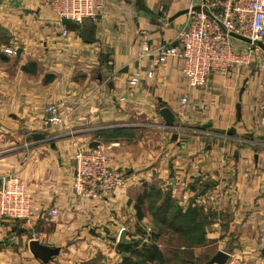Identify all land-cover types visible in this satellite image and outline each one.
I'll return each instance as SVG.
<instances>
[{"label":"crops","instance_id":"obj_1","mask_svg":"<svg viewBox=\"0 0 264 264\" xmlns=\"http://www.w3.org/2000/svg\"><path fill=\"white\" fill-rule=\"evenodd\" d=\"M96 2L97 20L73 27L41 0H0V184L16 173L32 194L29 218L0 221V264H119L129 255L116 242L122 230L131 244L155 240L164 253L172 233L159 230L149 211L153 187L183 210L202 208L203 249L212 240L215 253L230 254L227 264H264L263 47L230 74L214 72L195 87L180 58L155 64L152 54L139 55L146 44L153 51L177 44L189 9L202 0ZM231 40L243 49L250 42ZM51 103L62 105L65 119L49 128ZM163 107L174 113L175 128L166 126ZM79 146H99L123 174L115 195L75 193ZM32 238L59 253L42 261L29 249Z\"/></svg>","mask_w":264,"mask_h":264},{"label":"built area","instance_id":"obj_2","mask_svg":"<svg viewBox=\"0 0 264 264\" xmlns=\"http://www.w3.org/2000/svg\"><path fill=\"white\" fill-rule=\"evenodd\" d=\"M61 19L81 23L85 19L97 20L96 0H41ZM187 22L178 30L177 44H161L155 51L146 44L139 56L153 55L155 64L176 56L183 62L182 71L190 84L201 87L212 73L228 75L237 66L251 59L258 42L264 39V0H202L198 8L188 11ZM235 32L247 37L246 48L231 40ZM67 33V30H64ZM15 54L16 49H5ZM136 72L129 84L138 81ZM151 76L152 72L149 71ZM44 125L52 128L60 125L65 115L62 105L51 103L46 107ZM73 190L82 197L96 198L115 195L123 187V174L108 165V156L97 147L79 146L74 151ZM32 194L25 182L16 174H6L0 184V221L3 219H27L31 214ZM57 216L56 211L52 213ZM118 235L116 242L119 243ZM260 249L264 250V231L258 235ZM37 239V238H32ZM38 240V239H37Z\"/></svg>","mask_w":264,"mask_h":264},{"label":"trees","instance_id":"obj_3","mask_svg":"<svg viewBox=\"0 0 264 264\" xmlns=\"http://www.w3.org/2000/svg\"><path fill=\"white\" fill-rule=\"evenodd\" d=\"M148 201L149 211L154 216V222L159 230L179 237L180 240L185 241L182 243L186 246H195L205 240L207 220L202 208L189 206L183 210L181 206L173 204L169 194L163 195L156 187L152 188ZM138 210L140 211V206ZM137 245H139L137 241L133 244H120L129 255L124 256L119 264H165L169 260L160 251L155 240L145 245L141 244L140 247ZM174 256L182 262L191 260V258L187 259L185 251L180 249H176Z\"/></svg>","mask_w":264,"mask_h":264},{"label":"water","instance_id":"obj_4","mask_svg":"<svg viewBox=\"0 0 264 264\" xmlns=\"http://www.w3.org/2000/svg\"><path fill=\"white\" fill-rule=\"evenodd\" d=\"M199 9V6L196 7ZM183 13V12H181ZM62 22L66 25H70L73 27L77 26V23L67 19V18H63ZM81 37H83L85 40L89 41L90 40V33L88 28H83L80 32ZM231 35L250 41L247 37L240 35L238 33L232 32ZM264 49V44L260 41L258 42ZM160 114L163 116L164 120H165V124L167 127H171V128H175L176 127V123H175V116L174 113L170 110V108L168 107H163L160 110ZM34 136L38 139H46L45 134L43 133H35ZM173 138H177V133H175L173 135ZM119 243L122 244H130L132 243V241H128L126 239V231L122 230V232L120 233L119 236ZM29 249L30 251L33 253L34 256L38 257L39 259H41L44 262H49L51 260L52 257H54L55 255H57L59 253V248L57 247H50L47 246L43 243H41L39 240L37 239H31L29 241ZM230 254L224 250H218L213 257L210 259V264H226L228 259H229Z\"/></svg>","mask_w":264,"mask_h":264},{"label":"rangeland","instance_id":"obj_5","mask_svg":"<svg viewBox=\"0 0 264 264\" xmlns=\"http://www.w3.org/2000/svg\"><path fill=\"white\" fill-rule=\"evenodd\" d=\"M164 255L169 259L168 260V264H191L189 263L187 260L184 262H178L177 258H175L174 256V252L176 251V246L177 244H183L185 245L184 240H180L179 237L177 238L176 236L172 235L171 237L168 236V234H165L164 236ZM205 240L195 244V250L193 249H188L185 250V256L187 259H194L195 263L194 264H209V260L211 258V255H213L215 253L216 250V246L215 244H213V241L211 240L210 245L207 246L206 248H202L201 246L205 245ZM201 247V248H200ZM190 250V253L188 254V251ZM253 258H248L247 260H245V262L247 264H251L252 263ZM227 264V263H226ZM234 264H239L234 263Z\"/></svg>","mask_w":264,"mask_h":264}]
</instances>
